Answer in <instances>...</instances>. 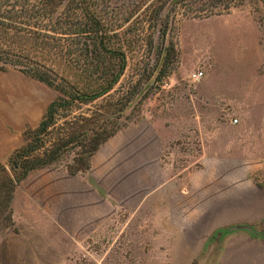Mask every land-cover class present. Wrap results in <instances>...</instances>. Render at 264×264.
Masks as SVG:
<instances>
[{
    "label": "crops",
    "instance_id": "0c3cea01",
    "mask_svg": "<svg viewBox=\"0 0 264 264\" xmlns=\"http://www.w3.org/2000/svg\"><path fill=\"white\" fill-rule=\"evenodd\" d=\"M228 13L208 20L236 14L252 19L242 12ZM193 43L192 60L199 54V43ZM32 83L18 70H0V163L23 144L25 130L38 126L55 99L46 105ZM245 89L250 95L236 98L238 107L264 108V86ZM197 90L214 107L230 104L222 93L205 91L199 84ZM245 115L234 118L236 123L194 117L203 136L201 162L175 173L166 159L174 132L162 114H146L116 131L83 171H37L14 196V210L30 221V230L0 240V264H51L12 260L11 255L65 252L63 246L103 231L118 216H160V234L155 239L148 235L141 250L163 252L164 264H182L185 258L177 253L191 255L189 264H264V116ZM242 133L256 134L255 143L247 146V140L235 149L233 136ZM243 225L252 230L236 228Z\"/></svg>",
    "mask_w": 264,
    "mask_h": 264
},
{
    "label": "rangeland",
    "instance_id": "374dc122",
    "mask_svg": "<svg viewBox=\"0 0 264 264\" xmlns=\"http://www.w3.org/2000/svg\"><path fill=\"white\" fill-rule=\"evenodd\" d=\"M151 2L155 3V0H150L147 5ZM202 2V0H189L174 7L169 27L172 28L170 47L173 46L176 54L169 60L163 79L156 81L134 108L122 113L130 102L125 103V98L135 89L139 91L153 74L166 39L165 35L160 39L153 63L149 47L143 41L150 33L148 23L150 10L136 12L131 17L128 23L138 28L136 33L141 39L140 46L142 47L134 54V58L129 60V67L117 85L118 90L113 95L114 97L109 99V102L111 101L117 108L121 106L117 105V102L125 104L124 108L118 110L114 116V118L118 117L116 119L118 121L114 124L118 130L134 123L146 114L164 116V122L174 132L169 141L166 158L167 163L172 166L173 173L184 167L199 166L201 162L203 136L199 126L193 121L194 117L217 116L221 121H228L234 118H244L245 114L253 118L257 115L264 116L262 106L253 105L250 109H243L236 104L239 102L236 98L243 99L250 95L251 90H246V87L258 86V83L264 86V0H246L241 6L235 8L236 6L233 5L224 12H220L221 7H217L214 11L206 7L205 11H201ZM229 11L230 13L242 12V15L249 14L252 19L236 14L229 18L208 20L209 17L220 16ZM122 16L127 18L128 13ZM186 20L207 21L186 22L182 25V21ZM257 39L262 46L258 44ZM195 41L199 43V54L197 59L192 60V46ZM180 48L182 49L181 57L180 53L178 55ZM258 56L260 58L263 56L260 64ZM181 58L184 60L183 66ZM197 70H202L206 75L205 77L203 75L202 81L193 82L190 76ZM32 82L46 105L56 97L57 92L54 89L34 79ZM198 84L205 91L224 94L226 102L230 104L221 109L214 107V104L211 105V102L199 96ZM106 102L108 101L97 100L91 105L75 108L67 112L70 113L67 119L61 116L66 112L60 110L56 114L58 122L53 127L52 137H57L60 128L70 119L90 117L93 112H104L102 106ZM255 135L242 133L233 136L235 144L233 147L236 149L237 145L246 146L247 140V146H251L255 143ZM48 144L51 145L50 142ZM82 150V147L65 150L59 160L50 167L42 169L61 168L69 171H83L84 169H79L80 165H75ZM37 171L31 173L17 186L14 196L22 190L24 184L31 182L32 176ZM7 175H9L7 172L2 171L0 181ZM8 216H11L9 222L0 224V240L7 239L8 235L20 229L30 230L28 226L30 221L25 220V216H19L14 210V197L11 210L10 208L5 210L1 218ZM159 221L160 216H118L115 224L106 226L103 231L95 232L82 242H76L74 239L72 245L63 246L67 249L65 252H14L11 257L12 260L22 258L26 261L30 259L51 264H164L163 252L145 254L141 250L144 247V241L148 240V235H153L155 239L160 234ZM31 223L34 224V221L32 220ZM177 255L185 258L182 264H189L191 255L177 253L174 256Z\"/></svg>",
    "mask_w": 264,
    "mask_h": 264
},
{
    "label": "trees",
    "instance_id": "16d2710c",
    "mask_svg": "<svg viewBox=\"0 0 264 264\" xmlns=\"http://www.w3.org/2000/svg\"><path fill=\"white\" fill-rule=\"evenodd\" d=\"M149 1L0 0V70H18L57 92L38 126L26 129L23 144L6 162L0 163V173L9 174L1 176L0 181V224L9 222L11 216L1 217L5 210H11L17 186L31 173L50 167L65 150L77 147L83 150L75 165L86 169L91 156L118 130L114 127L118 117L114 116L125 104L117 102L121 105L117 108L109 99L118 90L129 60L142 47L136 33L138 28L128 22L136 12L150 10V33L143 41L154 63L174 7L189 0H177L170 9L167 7L171 0H155L147 5ZM202 1L201 11L221 7L220 12H224L246 0ZM124 13H128L127 18L122 16ZM175 54L173 46L169 47L157 82L163 79L166 66ZM137 91L127 96L125 103ZM97 100L108 101L102 106L104 112L70 119L57 137H52L60 110L67 113ZM66 113L61 115L63 119L70 115Z\"/></svg>",
    "mask_w": 264,
    "mask_h": 264
},
{
    "label": "water",
    "instance_id": "95a60500",
    "mask_svg": "<svg viewBox=\"0 0 264 264\" xmlns=\"http://www.w3.org/2000/svg\"><path fill=\"white\" fill-rule=\"evenodd\" d=\"M177 0H171L168 4L167 9H170L171 6H173L175 4ZM171 31L172 28L169 27L168 32L166 34V39H165V44H164V48L162 50V54L160 57V60L158 62V65L156 67V69L154 70L153 74L151 75V77L149 78V80H147L144 84V86L137 92V94L130 100V102L127 104V106L124 108V110H122V113H126L128 111H130L132 108H134L145 96V94L148 92V90L156 83L163 67H164V63L169 51V47L171 44ZM237 229H247V230H252V228L250 226L247 225H243V226H237Z\"/></svg>",
    "mask_w": 264,
    "mask_h": 264
},
{
    "label": "built area",
    "instance_id": "2783aa9c",
    "mask_svg": "<svg viewBox=\"0 0 264 264\" xmlns=\"http://www.w3.org/2000/svg\"><path fill=\"white\" fill-rule=\"evenodd\" d=\"M204 75V72L202 70H197V71H194L192 72L191 76H190V79L193 81V82H198L201 80V78L203 77ZM238 120L235 119L234 122H237Z\"/></svg>",
    "mask_w": 264,
    "mask_h": 264
}]
</instances>
